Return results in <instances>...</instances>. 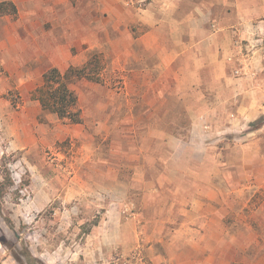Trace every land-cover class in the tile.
Masks as SVG:
<instances>
[{
    "label": "rangeland",
    "instance_id": "374dc122",
    "mask_svg": "<svg viewBox=\"0 0 264 264\" xmlns=\"http://www.w3.org/2000/svg\"><path fill=\"white\" fill-rule=\"evenodd\" d=\"M1 3L0 174L7 166L13 185L1 200L0 264H19L12 254L24 261L27 251L45 264H203L188 211L210 187L215 216L222 213L228 230L225 256L238 245L237 234L248 242L251 220L264 236L263 89L261 97L246 98L257 104L232 133L222 129L237 123L234 100L194 114L205 124L204 158L194 159L187 146L173 159L170 140L190 139L193 114L186 108L203 107V98L177 88L171 76L160 96L153 69L150 84L141 82V50L125 33L126 1ZM88 60L86 69L100 79L69 83L81 122L43 110L37 92L43 74Z\"/></svg>",
    "mask_w": 264,
    "mask_h": 264
},
{
    "label": "crops",
    "instance_id": "0c3cea01",
    "mask_svg": "<svg viewBox=\"0 0 264 264\" xmlns=\"http://www.w3.org/2000/svg\"><path fill=\"white\" fill-rule=\"evenodd\" d=\"M123 1L127 2L124 17L129 21L125 33L130 34L141 50L140 61L144 64L140 71L141 82L150 84L151 79L149 81L147 77L153 69L157 74L156 88H161L160 96L163 95L165 77L171 76L177 88L193 90L203 98V107L186 108L193 114L190 139L184 141L173 137L170 140L175 147L173 159L180 157L190 146L193 149L190 155L201 161L206 149V142H202L205 124L194 114L217 111V108L234 100L237 102L234 115L237 123L222 129L224 133H232L243 125L241 120L246 119L251 107L257 104L255 99L246 98H259L261 89L264 90V0ZM134 1H139L140 6L136 7ZM113 28L118 29L116 25ZM134 33L138 36L133 37ZM235 70L238 71L237 76L231 73ZM208 98L209 102L213 100L216 104L209 106ZM213 191L211 187L209 191L205 189L203 199L200 194L196 195L188 211L189 222L194 225L191 230L192 247L197 253L202 251L203 264H213L218 257L220 264H264V243L261 253L256 247L264 242V236L255 231L253 220L249 222L251 233L248 242L242 243L243 238L237 234L234 239L238 245L232 243L234 250L230 252L231 256H225L228 230L222 213L219 218L215 216L218 209L213 204ZM237 191H240L239 187ZM226 199L224 196L220 198L222 209ZM202 208L205 209V220L199 228L200 220L197 219ZM217 234L220 236L218 241ZM197 238L204 243L202 250ZM250 246L252 252L249 254Z\"/></svg>",
    "mask_w": 264,
    "mask_h": 264
},
{
    "label": "trees",
    "instance_id": "16d2710c",
    "mask_svg": "<svg viewBox=\"0 0 264 264\" xmlns=\"http://www.w3.org/2000/svg\"><path fill=\"white\" fill-rule=\"evenodd\" d=\"M3 5L4 4L1 3L0 8H2ZM9 5L15 11V5L11 2H9ZM89 64L90 60L79 68L69 66L63 73L56 67L46 71L43 74L42 84L37 88L38 100L42 109L56 114L59 118H66L72 123L81 122L80 110L77 107V96L69 87V83L72 79L77 77H87L91 80L98 81L100 79L99 74L90 72V70L86 69ZM3 171L4 172L0 174V210L1 200L4 198L6 189L13 185V180L7 166H5ZM7 224L13 227L10 222H7ZM97 224L98 221H95L94 225ZM18 249L17 247L16 250L18 251ZM21 255H24V261L17 253L12 254L13 258L19 264H45L28 251L27 254L23 252Z\"/></svg>",
    "mask_w": 264,
    "mask_h": 264
}]
</instances>
